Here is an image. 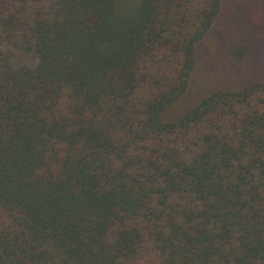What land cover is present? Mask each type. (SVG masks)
Here are the masks:
<instances>
[{
    "label": "trees",
    "instance_id": "obj_1",
    "mask_svg": "<svg viewBox=\"0 0 264 264\" xmlns=\"http://www.w3.org/2000/svg\"><path fill=\"white\" fill-rule=\"evenodd\" d=\"M125 3L0 0V264H264V0Z\"/></svg>",
    "mask_w": 264,
    "mask_h": 264
},
{
    "label": "rangeland",
    "instance_id": "obj_2",
    "mask_svg": "<svg viewBox=\"0 0 264 264\" xmlns=\"http://www.w3.org/2000/svg\"><path fill=\"white\" fill-rule=\"evenodd\" d=\"M125 2H128V0H119V3H121V5ZM15 56H17L16 60L18 62H26L29 64H33L35 60V58L32 57L30 52H17Z\"/></svg>",
    "mask_w": 264,
    "mask_h": 264
}]
</instances>
